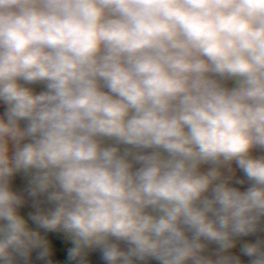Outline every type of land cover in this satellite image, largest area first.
Wrapping results in <instances>:
<instances>
[{"label":"clouds","instance_id":"obj_1","mask_svg":"<svg viewBox=\"0 0 264 264\" xmlns=\"http://www.w3.org/2000/svg\"><path fill=\"white\" fill-rule=\"evenodd\" d=\"M0 107V264H264V0H0Z\"/></svg>","mask_w":264,"mask_h":264},{"label":"trees","instance_id":"obj_2","mask_svg":"<svg viewBox=\"0 0 264 264\" xmlns=\"http://www.w3.org/2000/svg\"><path fill=\"white\" fill-rule=\"evenodd\" d=\"M37 92L43 90L42 85L33 86ZM47 238L52 242L53 245V261L54 264H59L61 260H65L66 264H74V262H70L66 259L67 249L71 246L70 243L63 237L62 234L49 233ZM36 253L34 252L32 255V264H42V262L36 260ZM91 264H102L99 259L98 252H92L88 257ZM151 264H156L155 261H152Z\"/></svg>","mask_w":264,"mask_h":264},{"label":"rangeland","instance_id":"obj_3","mask_svg":"<svg viewBox=\"0 0 264 264\" xmlns=\"http://www.w3.org/2000/svg\"><path fill=\"white\" fill-rule=\"evenodd\" d=\"M0 109H1V107H0ZM257 154H259V153H257ZM238 175H239V173H238ZM26 183H27V180L22 174L17 175L13 179V188H14V190L23 191L24 187L26 186ZM30 210H31L30 206L25 205V207L21 209V212H22V214L26 215L27 212ZM261 235H264V233H262ZM69 246H71V244ZM59 264H66V262L63 259L60 261Z\"/></svg>","mask_w":264,"mask_h":264},{"label":"water","instance_id":"obj_4","mask_svg":"<svg viewBox=\"0 0 264 264\" xmlns=\"http://www.w3.org/2000/svg\"><path fill=\"white\" fill-rule=\"evenodd\" d=\"M2 111H3V108L1 107L0 112H2Z\"/></svg>","mask_w":264,"mask_h":264}]
</instances>
